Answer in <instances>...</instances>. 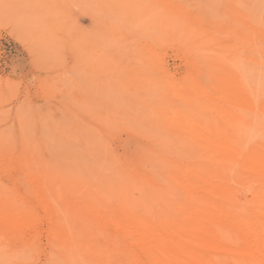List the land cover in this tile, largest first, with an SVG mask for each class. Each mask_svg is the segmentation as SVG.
I'll list each match as a JSON object with an SVG mask.
<instances>
[{"label": "bare ground", "instance_id": "1", "mask_svg": "<svg viewBox=\"0 0 264 264\" xmlns=\"http://www.w3.org/2000/svg\"><path fill=\"white\" fill-rule=\"evenodd\" d=\"M154 1L161 8V17L164 18L162 24L170 33L174 34V30L177 29L180 30V33L177 34L180 37L178 39L185 38V40L188 39L187 41H191L197 34H201L202 39H199L200 41L198 40L199 42L197 41L196 44L195 42L192 45L190 44L189 50H186L190 54L186 55L187 58L188 56H192L193 58H189L196 62V66L193 62V66L196 67V75H190V78L187 75V78H184L183 81L166 76L168 79L164 80V85L161 86L162 88L171 89L170 91L173 94L170 96L173 99L180 96L183 103L179 105L177 101L176 103L172 99L171 101L158 104L156 100L154 102V98L151 99V97H156L157 94H154L155 91L151 92V94L148 90L144 95L147 97V94L150 93L148 94L149 99L140 100L137 107L135 105L138 100L136 99L137 101H134L135 105L133 106L137 108V111L136 109L132 111L133 113L136 111L138 117L131 115V113L128 114L129 118L131 117L133 119L132 116H134V119L138 118L139 123L143 125L140 128L143 134L138 130L141 125H138V133L136 134L141 133L139 136L145 135V137L148 136V138L153 139L152 146L149 147L148 151L144 150V153L145 151L147 152L143 157L142 155L140 156V159L143 158L148 160V162L150 161L148 165H151V168L148 166L146 171L144 169L143 171H132V175L120 167H118L119 169L112 167L115 165L114 160L112 161L114 164L112 165L111 163L112 173L111 170H108L111 174L104 173V166H101L102 164L100 168L99 165L97 166L94 174L98 179L94 182L92 181L93 179L88 178L91 172L90 170H92L91 168L88 170L90 171L89 174L87 173L88 176L85 177L79 173H77L79 175H76L66 171V169H71L72 172L76 173V168L73 170L74 165L70 162L73 168H67V166L64 169L65 171L63 169V171L59 170L57 168L58 166L55 167L56 164L52 167L45 163H39L41 166V170L39 169L40 172H36V170L33 173L34 170H30V164H25L23 159L19 160L16 158L18 162L21 161L20 164H24L23 166L26 165L25 167L28 168L30 166L29 170L33 172L31 173L25 167H20L22 165L18 167L27 169L22 170L24 172L29 171V173L33 174L35 178H32L39 183L40 187L45 188L46 191L44 192L46 194L43 195L42 190L39 191V187H36L35 193L37 190L38 192L34 197H37L36 200H33L42 205L41 207L46 210V214L40 217L37 214L39 210L35 211L34 206H28L20 200H18L20 201V204H18L14 202L11 198L12 196L8 197L0 194V239H2L5 232L13 234L17 231L30 229L36 233L37 229L46 220L49 223V231L47 234V236L49 235V239L52 237L54 238L53 243L59 241L69 246L79 241H85L87 243L93 240L96 241V236L100 235H96L97 233L94 231L99 228L112 230L116 232L119 238L127 237L136 246H139L140 252L133 254L132 258L142 259L141 264H264V82H262L263 88H258L257 84H253L255 80H252L254 79L251 78L252 75H247V73H250L249 71L254 72L253 70H257L258 67H264V48L259 44V40H261L259 38L263 35L261 26L258 23L257 25L255 23H249L251 20L249 22L247 21L248 16L246 13H243L242 8L237 7V9L229 12V14L236 15V17L232 18L233 22L225 21V15L223 19L217 18L219 20H216L214 18L215 16H212L214 19H211L212 17L209 16L211 17L209 19V27L207 24L205 28L201 25L203 24L201 22L206 18L208 20L209 17L206 16L204 18V16L210 11L206 13L205 9L200 8L201 6L199 5L201 4L198 6L200 9H203V11L201 10L202 12H205L202 13L203 15L191 11L192 9L188 8V4H185L187 5L186 7L182 0ZM236 2L238 1L236 0ZM231 4L233 5V3ZM195 5L197 4L195 3ZM243 6L241 5V7ZM195 8L198 9L197 6ZM209 8L207 7V9ZM238 10L242 12L240 13ZM250 13L249 15L251 16L252 14ZM222 14H224V10ZM225 14H227V11H225ZM184 27L188 29L185 36L181 34V30ZM177 32L175 31V33ZM220 33L224 34L223 37L226 35V39L222 38L223 41H226L224 44H222L221 36L218 35ZM174 35L168 36L172 39ZM263 40L261 42L262 44ZM174 41H177V39ZM159 43L162 45L161 42ZM153 49H155L154 46ZM156 52L154 50L153 55L155 57L153 56V58L158 57ZM209 59L213 63L209 62ZM238 59L244 61L247 65H240ZM188 61L191 63L190 59ZM248 64L252 66L249 67ZM191 71L194 72L193 69ZM161 82L159 81L160 85ZM160 93L163 95L162 92ZM160 98L163 100L162 96ZM182 101L179 100V102ZM111 102L113 103V101ZM102 103V106H104V101ZM116 103L119 104L121 102L117 101ZM131 103L132 100H130ZM94 105L96 104L94 103ZM122 105L124 107L125 104ZM107 106L109 107V105ZM108 107L104 106V110H102L105 111V108L109 110L110 108ZM98 109L101 108L99 107ZM125 109H127L126 111L129 110L128 107H125ZM91 110L96 112L93 108ZM108 110H106L107 112L105 111L106 115H108ZM126 111L120 110V113ZM116 112H119V110H116ZM128 112H131V109ZM114 113H111V115ZM106 115L103 117L105 118ZM117 116L119 118L121 115ZM104 118H101L102 122L107 119ZM125 118L130 121L132 120L128 119V117ZM120 119L122 118L120 117ZM126 119L125 123L128 122ZM114 121L117 122L118 120ZM111 123L108 124L111 125ZM105 124L107 125V123ZM119 124L121 125L122 122ZM130 124L135 125L136 120L135 122L131 121ZM102 126L105 127L103 123ZM106 128L105 131H108ZM167 130L173 134L169 137L171 140L165 134ZM102 133L104 135V132ZM98 140L99 142L101 141L100 137ZM170 142L171 145L169 144ZM84 145L86 150H88L89 148L87 149V146L89 145L85 143ZM32 147L35 146L32 145ZM104 150H106L105 147ZM29 152L27 153L29 154ZM36 152H33L32 155ZM55 152H58V150ZM87 152L90 155L89 151ZM87 152H84L83 155ZM95 153L98 152H93L94 155H96ZM32 155L30 154V156ZM88 155L87 157L92 156V154L90 156ZM99 155L101 156L102 153L99 152ZM25 156L21 157L25 158ZM40 156L42 155H37L39 157H36L37 160L35 159L37 162L40 158L46 157ZM62 159L63 157L60 160ZM125 159L127 160V157ZM46 160L48 161V158H45ZM140 161L137 162L139 163L138 166L144 163ZM39 162H43V160ZM129 163H132V161H129ZM87 165L89 164L87 163ZM131 167H134L133 163ZM24 172H22L23 175ZM77 172H79L78 169ZM56 176H61L62 178L61 189L50 188L51 186L48 185L51 184L49 182ZM29 178L31 179V177ZM27 179L28 176L24 180L26 181ZM30 179H28L29 183H31ZM25 184L23 187H27V184ZM166 184L176 188V191L173 192L174 189L170 186L173 189L171 192ZM32 186H35L33 182L29 188L31 192L32 190L34 192ZM3 187L2 185L1 188L3 189ZM100 189L102 192H99ZM6 190L7 188H5V192H10L9 189ZM27 191L26 189L24 194L28 193V197L26 194L25 197L29 198V201L31 199L29 196H32L33 193L31 194ZM136 191L137 196L134 194ZM13 192L12 190L11 193ZM14 194L17 195L16 192ZM13 198L15 200L19 199H16V197ZM51 199L57 201L62 200L64 202V205L60 204L61 207L63 206L61 210L53 209ZM32 203L33 205L36 204L34 201ZM49 242L52 243L50 240ZM107 242L108 240L105 243L108 244ZM6 243L2 241V245H6ZM82 243L80 245L84 249ZM101 243L103 245L104 242ZM90 245L93 246L94 244ZM107 246L106 249L108 248L110 250ZM113 246L115 247H112L114 248L113 250L118 249L115 245ZM60 247H55L59 248L58 252L62 249V245ZM84 247L86 248L85 245ZM133 249L131 248V251ZM68 251L70 250L65 252L68 253ZM72 251L78 250L75 249ZM122 251H119L121 255ZM109 252L111 253L113 251L110 250ZM115 252L114 254L111 253V255H115ZM63 255H66L64 251ZM97 256L100 257L102 255L99 256L97 254ZM86 257L89 259L92 258L90 255H86ZM105 258L106 263L110 264L108 262L109 258ZM138 262L140 263V261Z\"/></svg>", "mask_w": 264, "mask_h": 264}, {"label": "rangeland", "instance_id": "2", "mask_svg": "<svg viewBox=\"0 0 264 264\" xmlns=\"http://www.w3.org/2000/svg\"><path fill=\"white\" fill-rule=\"evenodd\" d=\"M202 1L182 0L183 4H188V8H191V11L194 13L198 12L197 14L201 13V15H203L202 13H205L202 12L203 9L206 10V13L212 11L211 13L209 12L210 15L209 13L207 15L205 14L204 18L206 16H215L214 18L216 20H219L217 18L223 19L226 16L224 18L225 21H232V18L236 17V15L229 14V12L237 9V7H240V9L242 8L241 10L243 13H246L248 16L247 21L249 22L251 20L249 23H255L256 25L258 23V25L261 26L263 35L259 38L261 39L259 40V44L264 48V0H237L238 2H236V0ZM195 3L197 5H195ZM231 3H233V5ZM239 4L244 5V8L241 7V5L239 6ZM198 5L203 9H200ZM185 6L187 7V5ZM196 6L198 9L195 8ZM207 7L210 8L207 9ZM160 9L161 8L155 4L154 0H0V185L1 187L2 185L4 186L3 189L0 187V194H4L8 197L12 196L11 198L18 204H20V201H23L28 206H34L35 211L39 210L37 213L39 214L38 216L43 217L46 214V210L41 207V204L35 201L37 196H34L37 195L38 192L37 190L35 193L36 187H39V191L42 190L41 192L43 195L46 194V192H44L46 190L44 187H40L39 183L33 179L35 178L33 177L34 175L31 174L33 171H30L34 170L33 173H35L36 170V172H40L39 169L41 170V166L39 163H45L52 167L56 164L55 167L58 166L57 168H59V170H64L67 166V168L74 167L73 170L76 168V173L72 172L71 169H66V171L76 175L80 174L85 177H87L91 171L88 178L91 180L93 179L92 181L94 182L98 179L94 174V170L97 169V166L99 165L100 168L102 164L101 166H104V173L111 174V163L113 165L114 162L112 161L114 160L115 165L112 167L116 169L120 167L122 170H126L128 174L130 173L132 175V171H143V169L146 171L148 166L151 168V165H148L150 161L148 162V160L143 158L140 159V156L142 155L143 157L149 147L152 146L153 139L150 137L148 138V136L145 137V135L139 136V134L142 133L140 128H142L143 125H141L138 118H136L138 117L136 113L137 108L134 107H137L140 100L149 99L148 94L153 91H155V95L157 94L156 97H151V95H149V97H151V99L154 98V102L156 100L158 104H162L163 102L171 101L173 99V97L170 96L173 94L170 91L171 89L162 88L161 86L164 85V80H167L169 77L178 81H183L184 78H187V75H189V78L191 77L190 75H196V62L189 58L192 56H188L192 64L188 61L189 59L186 55L190 54L188 53L189 51L187 52L186 50H189L190 44L192 45L193 42L196 44L199 39H202L201 34V36L197 34L195 38L193 37L191 41L189 40L191 43L187 41L188 39L185 40V38H183L184 40L178 39L180 37H178L177 34L180 33V30H174V34H176L174 35L165 29L162 24L164 18L161 17ZM223 10L224 14H222ZM225 11H227L228 15L225 14ZM238 11L240 13L242 12L240 10ZM248 12H251L250 14L253 16H250ZM211 17H209L208 20H206L207 18L204 19L206 21L203 20V22H201L203 24L201 25L205 27V25L208 24L209 27V19ZM213 17L211 19H214ZM184 28L181 30V34L185 36L188 29L186 27ZM175 31L178 32L175 33ZM167 34L169 36H174H172L171 39ZM218 35L221 36V39L226 37V35L223 37L224 34L221 33ZM173 39H177V41ZM193 39H196V41ZM262 40L263 44L261 43ZM159 42H161L162 45H160ZM224 42L226 41L222 39V44H224ZM153 46L155 49H153ZM252 46L255 47L254 45ZM149 48H151L150 51ZM217 49L219 50V48ZM154 50L155 52L158 50L156 52L158 57L156 58H153V56L155 57V55H153ZM238 61L240 65H247L240 59H238ZM193 62L195 66H193ZM209 62L213 63L212 60ZM250 66L252 65L250 64L249 67ZM192 69L194 72L191 71ZM253 71L254 72L249 71L250 73H247V75L250 74L253 76H251V78H254L252 79L253 81L255 80V83L253 82L254 85L257 84L258 88H263L264 67H258L257 70ZM157 79L162 81L161 85L159 81L157 82ZM152 86L154 87L152 88ZM148 90L150 93L145 97L146 95L144 94H146ZM160 92H162L163 95H161ZM160 96L163 97V100H161ZM130 100H132L133 104H130ZM173 100L175 102L177 101L178 103H176L179 105L183 103L180 96ZM179 100L182 102H179ZM102 101H104L105 107L109 105L108 108H110V111L105 108L108 110V115L105 114L106 110L103 111L104 106H102ZM111 101H113V103ZM117 101L125 104L124 107L121 103L117 104ZM134 101H137L136 105ZM94 103L96 105H94ZM93 106L97 107L95 108ZM99 107L101 109H98ZM125 107H128L129 110L131 109V112H128L129 110L126 111L127 109H125ZM92 108L95 109L94 111L96 112H93V110H91ZM122 108H124V110H122ZM115 109L119 110V112H116ZM135 109L136 114L132 111ZM120 110L126 112L120 113ZM109 112L114 113L112 114L113 117ZM122 113L125 117H128V119H132L131 117L129 118V113L134 116L136 115V119L132 116L133 119L131 120L132 122L136 120V124H130L131 121L127 120ZM104 114L106 115L105 118L103 117L105 116ZM115 115H121L120 117L122 119ZM114 117L115 119H113ZM101 118H107L109 121L106 119L104 120L105 122H102ZM124 118L129 122L130 127L128 122L125 123ZM114 120H118V124ZM121 122L122 124L120 125L119 123ZM102 123L107 127L106 130L108 131H105V127L102 126ZM105 123H107V125ZM108 123H111V125ZM138 125H141L138 128L141 133L136 134L138 133ZM102 132H104V135ZM165 134L166 136L168 135V138L173 135L169 130H167ZM99 137L101 140L100 142L98 140ZM169 139L171 140V138ZM83 141L86 145H89L87 146V149L89 148L88 150H86ZM90 144L92 145L91 148ZM169 144L171 145V142ZM32 145L35 147H32ZM98 147L100 148L97 149ZM104 147L106 150H104ZM56 150H58V152H55ZM92 150L98 153L94 155ZM144 150L147 151L144 153ZM28 151L31 153L29 152L28 154ZM87 151H89L92 156L88 155ZM33 152H36L34 153L36 155H32ZM84 152L87 153L83 155ZM99 152L102 153L101 156ZM110 152L113 156H110ZM30 154L32 156H30ZM23 155L26 159L22 158L24 157ZM37 155L46 157L43 158L40 156L43 159L40 158L39 161L43 160V162H37L36 160L39 158ZM87 155L90 157H87ZM94 156L97 157L95 158ZM102 156L105 159H103ZM62 157L63 159L60 160ZM126 157L127 160L125 159ZM16 158L19 160L23 159L25 164H30V170L28 167H25L26 165L23 166V163L20 164L21 161L18 162ZM45 158H48V161L46 160L47 162ZM52 159L55 160H53V165ZM78 160L83 162L81 163ZM139 160H141V163L142 161L144 162L142 165L140 163L141 166H138L139 163L137 162H139ZM129 161H132L134 167H131L132 163H129ZM69 162L71 164L73 163L72 165L74 166L72 167ZM134 163H136L138 167ZM84 164L89 168L87 169ZM18 166L27 168L31 173H29V171L24 172L23 170L25 168L23 169ZM90 168L92 170H90ZM77 169L79 172H77ZM108 170H111V173ZM22 172H24V175ZM27 173L31 175L29 176ZM27 176L28 179L31 177V183H29L28 179L26 181L24 180ZM52 181L58 182L57 185ZM32 182L35 184V186H32L34 192L33 190L31 192L29 188ZM61 182V176H56L49 182L52 185H48L51 186H49L50 188L61 189ZM23 183L27 187H23ZM54 185H56V187H54ZM166 185L168 189L170 188L171 192L173 189V192L176 191V188L173 186L169 184ZM170 186L173 187V189ZM5 188H7V190L9 189L10 192L7 190V192H5ZM24 188L31 194L33 193L32 196H29L31 198L29 201V198L25 197V194L27 196L28 193L24 194V191L26 192ZM12 190L14 191L13 193H11ZM15 192L17 195L19 194V196L14 194ZM21 192H23L24 195L21 194ZM99 192H102V190L100 189ZM136 193L137 191L134 192L135 195ZM13 197L19 199L15 200ZM32 201L36 204L33 205ZM58 201L51 199L53 209L61 210L63 206L61 207L60 204L64 205V202L62 200ZM47 223L48 222L44 220L41 225L42 228L40 226L36 233H34V230L32 231L30 229H27L28 231H17L13 234L5 232L2 239H0V264H107L105 257L109 258L108 262H110V264H141L142 259L132 258L133 254L140 252L139 246H136V244L131 242L129 238L127 239V237L119 238L116 232L112 230L99 228L96 230L97 232L94 231L97 233L96 235L101 236H96V241L93 240L94 243H92L93 241L87 243L81 240L85 244L79 241L80 243L77 242L72 246L64 243L65 246L57 240L56 243H53L52 241L54 238L52 237V239H49V235L47 236L49 223ZM29 236L33 237L30 238ZM25 239L30 240H28V244L25 243V241H27ZM49 240L52 243H50ZM107 240L108 244L105 243ZM2 241L7 242L6 245H2ZM101 242H104L103 245ZM81 243L84 249L81 248ZM54 244L57 246H54ZM90 244L94 245L92 246ZM61 245L62 249L58 252L59 248L55 247H60ZM105 245H108L107 247L113 251L111 252L112 254H114L116 250L118 254L115 252V255H111L109 252L110 250L108 248L106 249ZM113 245L118 249L113 250L115 248ZM131 248H134L133 250L136 252H133V250L131 251ZM75 249L78 251H72ZM67 250L70 251L67 253L65 252ZM63 251L66 255H63ZM119 251H122L123 256ZM85 254L90 255L92 258H87L88 256L86 257ZM97 254L99 256L102 255L100 257L103 258L98 257ZM94 257L95 259H93ZM125 257L129 259L126 258L124 260ZM135 260L140 261V263Z\"/></svg>", "mask_w": 264, "mask_h": 264}]
</instances>
